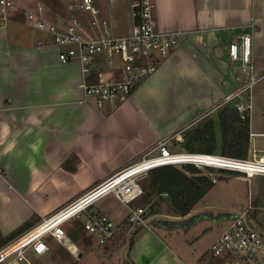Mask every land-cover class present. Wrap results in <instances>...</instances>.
Wrapping results in <instances>:
<instances>
[{
	"label": "crops",
	"instance_id": "0c3cea01",
	"mask_svg": "<svg viewBox=\"0 0 264 264\" xmlns=\"http://www.w3.org/2000/svg\"><path fill=\"white\" fill-rule=\"evenodd\" d=\"M110 1L116 13L103 14L96 0L98 19L107 20L115 35L131 33L133 0ZM153 1L158 29L181 30L182 38L159 70L114 106L98 105L84 84L119 77L121 60L100 56L85 74L80 63L61 61L53 34L27 17L42 6L46 19L64 27L77 17L87 33L97 34L100 28L93 25L92 14L80 8V0H14L16 7L6 15L0 6V248L22 224H37L138 160L161 139L205 117L198 114L200 109L192 113L193 96L204 101L203 112L211 104L218 108L243 87L246 81L239 85L233 70L239 60L230 56L231 43L240 42L243 33L252 37L256 73L264 71V0ZM173 84L181 85L179 92L173 91ZM179 99L189 102L186 110L175 105ZM75 158L73 168L64 165ZM140 202L139 197L132 205L141 206ZM97 206L117 224L105 244L128 246L127 264H220L207 253L217 236L202 256H186L150 221L130 223L128 207L114 195ZM155 206L149 220L158 213ZM93 238L91 245L71 240L79 251L76 255L49 236V250L42 255L28 251L23 264H84L90 259L86 250L99 245Z\"/></svg>",
	"mask_w": 264,
	"mask_h": 264
},
{
	"label": "built area",
	"instance_id": "2783aa9c",
	"mask_svg": "<svg viewBox=\"0 0 264 264\" xmlns=\"http://www.w3.org/2000/svg\"><path fill=\"white\" fill-rule=\"evenodd\" d=\"M0 6L2 13L6 15L16 7V3L14 0H0ZM132 6L135 24L132 32L126 35L113 34L110 23L98 19L100 8L96 0H80V8L91 13L93 25L100 28L93 35L83 29L82 22L77 17L71 18L64 27L55 20L46 19L41 12L42 6L39 12H28L27 17L38 29L53 34L55 45L61 48V61L80 63L85 74L100 56L121 60L122 73L119 77L84 84L86 94L95 97L98 105L110 103L114 106L117 100L126 99L139 83L159 70L160 64L180 43L183 35L181 30L158 29L153 0H133ZM251 46L252 37L249 33H243L240 42L230 45L231 58L240 60L243 69L251 76L249 82L230 94L224 102L240 97L260 77H264V71L256 74ZM248 97L250 98L249 93ZM236 106L241 112L250 111L251 107L241 101H237ZM186 128L161 139L138 160L42 218L0 248V264H23L26 253L30 250L38 255L44 254L50 248L47 241L49 236L71 248L76 254V245L66 231V225L75 218H83L87 233L93 235L99 244H105L115 235L117 224L108 214L98 209L97 203L110 194L128 207L126 218L130 223L148 225L146 207L133 206L132 202L143 194L140 181L153 168L169 164H192L200 169L214 168L243 173L248 179L264 175V148L256 146L252 132L248 155L235 157L215 152L173 150V142L184 141L183 132ZM254 208L251 199L246 208L229 214L228 226L209 245L207 253L219 258L220 264H264V230L253 223L255 218L251 212Z\"/></svg>",
	"mask_w": 264,
	"mask_h": 264
},
{
	"label": "rangeland",
	"instance_id": "374dc122",
	"mask_svg": "<svg viewBox=\"0 0 264 264\" xmlns=\"http://www.w3.org/2000/svg\"><path fill=\"white\" fill-rule=\"evenodd\" d=\"M119 2L120 0L118 4ZM111 3L110 0H99L103 14L108 12L112 14L113 11L115 12L116 6H112ZM236 64L237 66H235L233 70L235 74L240 77V79H238V84L244 83V80L246 83L249 82L250 76L243 69L241 61H237ZM259 73L261 72L257 71L256 74L258 75ZM180 88V84H173V91L179 92ZM248 93L250 94V98L248 97ZM177 94L181 95L180 93ZM240 101L244 104L251 105L249 112L251 116V132L253 133V139L256 146L264 148V77H260L252 85L251 89L242 95ZM188 104L189 102L187 100L179 99L175 101V105H182L183 110L192 106V113L200 109L198 114L201 113L200 115L204 116L208 115V118L215 119L216 129L218 135H220L216 103L211 104L208 109L202 110L203 112H201V109L204 107L205 103L202 100L196 99L195 96L192 97L189 106ZM174 147L177 150H183L181 143H175ZM201 170L204 172L209 171L206 169ZM211 177L212 180L215 179V181L213 180V186L195 206L191 215L186 217L178 215L168 196L162 195L156 199L157 204L155 207L158 213L149 220L152 227H157L156 229H158L157 231L160 236L164 237L186 256L194 252L202 256L211 241L226 227L230 220L227 216L246 208L251 199L254 205L257 206V215L254 217L253 223L257 225L260 230H264V175H256L252 179H248L243 173L216 169L213 170ZM156 220H162L161 222H172L174 225L171 227L170 231H167V228H165L166 226H156L154 224ZM126 242L128 241L126 240ZM127 250L128 246L125 247L123 245H95L91 250H86L87 255L90 256L88 258L90 259L85 261L84 264H127ZM78 253L79 251L77 249L76 255H78ZM191 262L192 261H189V263Z\"/></svg>",
	"mask_w": 264,
	"mask_h": 264
},
{
	"label": "trees",
	"instance_id": "16d2710c",
	"mask_svg": "<svg viewBox=\"0 0 264 264\" xmlns=\"http://www.w3.org/2000/svg\"><path fill=\"white\" fill-rule=\"evenodd\" d=\"M237 101H240V97L226 101L217 108L220 135L216 129L215 119L208 118V115L186 128L183 132L184 141L180 142L183 150L246 157L251 136V116L249 111L241 112L237 108ZM175 143L178 142H173L171 145L173 150H176L174 149ZM76 160L77 158L72 162L66 161L64 165L73 168ZM213 170L216 169L210 168L209 171L204 172L192 164H169L151 169L149 174L140 181L143 187L140 205L146 207V216L154 213L156 199L162 195L168 196L178 215H186L191 212L213 186L214 182L211 177ZM256 210L257 206L251 212L253 217L257 215ZM161 221L156 220L154 224L167 227L174 225L172 222ZM34 223L35 221L22 224L7 237V241L14 240L30 229ZM69 223L70 225H66V231L74 242L84 245L94 243V236L87 233L83 218H76ZM47 241L49 243L48 239ZM133 242L134 240L131 238L130 245Z\"/></svg>",
	"mask_w": 264,
	"mask_h": 264
}]
</instances>
